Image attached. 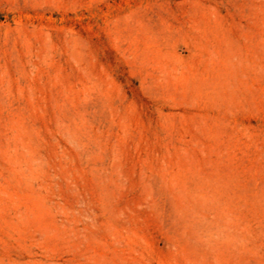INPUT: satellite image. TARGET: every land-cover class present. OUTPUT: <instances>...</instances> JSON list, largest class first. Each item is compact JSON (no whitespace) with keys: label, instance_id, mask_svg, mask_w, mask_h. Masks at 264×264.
I'll return each mask as SVG.
<instances>
[{"label":"rangeland","instance_id":"374dc122","mask_svg":"<svg viewBox=\"0 0 264 264\" xmlns=\"http://www.w3.org/2000/svg\"><path fill=\"white\" fill-rule=\"evenodd\" d=\"M0 264H264V0H0Z\"/></svg>","mask_w":264,"mask_h":264}]
</instances>
